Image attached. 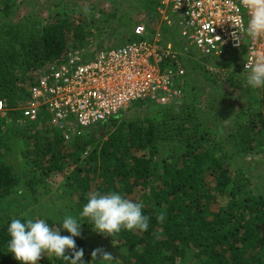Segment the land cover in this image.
<instances>
[{"label":"trees","instance_id":"1","mask_svg":"<svg viewBox=\"0 0 264 264\" xmlns=\"http://www.w3.org/2000/svg\"><path fill=\"white\" fill-rule=\"evenodd\" d=\"M29 1L0 0V98L12 118L7 123L0 117V264H21L7 252V226L13 218H38L30 206L48 192L39 196L37 189L58 176L54 197L63 212L50 207L43 218L53 228L66 214L78 217L93 191H118L142 202L150 217L147 231L121 230L114 236L83 221L75 240L88 264H100L91 256L94 236L114 243L123 264H264V87L246 83L247 46L222 55L201 54L194 63L184 59L191 48L175 43L185 68L178 79L182 92L171 100L176 103L166 106L147 98L129 107L138 114L144 105L149 113L160 108L163 117L125 118L116 125L128 116L126 109L101 122L115 125L104 141L90 132L96 126L66 137L67 128L74 127L57 129L48 122L38 127L24 119L22 124V112L11 108L29 98L43 64L84 49L86 36L104 29L97 13L115 22L117 13H106L97 0ZM141 1L148 11L158 3ZM17 5H26L27 11H16ZM109 25L106 34L114 38L100 40L97 50L140 39L137 24L131 28L124 22L127 33ZM121 33V45H115ZM44 115L46 110L40 112ZM11 211L18 215L11 217ZM160 214L163 221L157 219ZM61 234L70 235L67 230ZM42 257L39 264H66L53 254Z\"/></svg>","mask_w":264,"mask_h":264},{"label":"built area","instance_id":"2","mask_svg":"<svg viewBox=\"0 0 264 264\" xmlns=\"http://www.w3.org/2000/svg\"><path fill=\"white\" fill-rule=\"evenodd\" d=\"M163 8L170 10L166 24L178 25L184 39L180 44L186 49L222 55L247 46L244 66L264 57V37L250 40L242 31L249 13L240 0H160L157 11ZM144 31L142 24L136 25L134 32L140 39L106 48L95 59L69 54L63 61L45 63L29 98L11 110L22 112V124L24 119L63 130L74 127L67 128L69 137L109 121L136 100L148 98L164 105L176 99L182 92L178 79L185 68L172 46L175 42L166 45L148 39ZM9 109L0 98V117H7V123L12 120ZM42 110L46 115L40 117Z\"/></svg>","mask_w":264,"mask_h":264},{"label":"clouds","instance_id":"3","mask_svg":"<svg viewBox=\"0 0 264 264\" xmlns=\"http://www.w3.org/2000/svg\"><path fill=\"white\" fill-rule=\"evenodd\" d=\"M240 3L249 13L242 31L250 40L264 37V0H240ZM107 31L109 30L105 26L100 32L94 30L95 34L86 36L87 44L84 49L64 53L60 60L63 61L69 54H78L86 60L95 59L102 50H97L98 48L96 49L91 42ZM244 71L246 83L250 88L264 87V57L258 58L252 64L247 62ZM143 208L142 202L128 199L118 191L89 192L87 202L83 205L79 216L64 215L56 228L42 218L11 219L6 229L10 237L7 241V252L12 253L21 264H39L42 254H53L66 264H88L83 259L84 250L77 249L75 240L82 235V222L87 221L94 231L110 236L121 230L143 232L148 230L150 221V217L144 214ZM157 219L163 221L164 215L160 214ZM63 230H67L70 235H62ZM67 250H72V254H67ZM91 256L92 260H98L100 264H113L115 261L112 254L102 248L94 249ZM97 256L100 258L97 259Z\"/></svg>","mask_w":264,"mask_h":264},{"label":"rangeland","instance_id":"4","mask_svg":"<svg viewBox=\"0 0 264 264\" xmlns=\"http://www.w3.org/2000/svg\"><path fill=\"white\" fill-rule=\"evenodd\" d=\"M68 1H71V0H68ZM83 1V0H81ZM85 1H88V0H85ZM101 3L100 7H103L105 9V12L107 13V11L109 12H112V11H116L117 13V21H112L110 18H111V15L108 16L107 19L106 18V14L102 13V12H99L97 13V17L102 19L104 22H103V26H105L108 30L111 29L110 25L109 24H112L113 26L112 27H115V32H119V31H122V33H127V29H124L122 28V24L124 22H127V23H130L131 24V28H133L136 24H142L145 28V31H144V34L146 36V38L148 39H157L159 40L160 42H162L163 44H169V43H172L175 42V43H181L184 41L183 37L181 36V33L179 32V28H178V25L176 24L175 26L171 27V26H168L166 24L167 22V18L166 17H170V10L169 9H166V8H163L162 9V12L160 11H157V8L158 6L160 5V2L159 0L157 1V6H156V9L155 6H153L152 8L154 10L152 11H148L144 8L143 6V2L141 0H97ZM41 4V3H45V0H31L28 2V4ZM23 4H26L27 3H23ZM26 5H17V9H15L16 11L18 10H22L23 8L27 11L26 9ZM90 10H94V12H97L95 9H93L92 6H90ZM99 14V15H98ZM109 22V24L107 23ZM139 22V23H138ZM126 25H124L125 27ZM150 29H153V33H148V31H150ZM148 30V31H147ZM114 31V30H113ZM119 34V35H116L115 36V45H121V37L123 38V36L125 34ZM122 35V36H121ZM112 37L114 38L113 35H107L106 33L101 35V37H98V38H95L93 41L94 42H91L94 47L97 49L98 48V42L100 40H103L104 42H107L109 40V38ZM99 40V41H97ZM90 43V44H91ZM110 44H112V40L110 39ZM113 43H114V40H113ZM172 46H175V44L173 43ZM242 56V53L239 52L236 56V58H240ZM193 58V59H192ZM184 59L187 60V61H192L194 63H197V61H199L201 59V53L196 49V47H192L191 49V52L188 53H184ZM246 60V59H244ZM200 83H203L202 81H199L197 84H200ZM212 90L214 89V87L211 88ZM199 93L204 95V91H202L201 89L199 90ZM220 97V94H217L216 95V98ZM201 100V99H199ZM149 102H152L150 100H148ZM173 103H176V101L174 100V102H168L166 106H169V105H172ZM135 104V103H134ZM139 105H141L142 103L141 102H138ZM163 105V104H161ZM146 106L147 105H144L142 108H141V111L139 112V114L134 111L133 109H129V107L127 108L129 111L127 112L128 113V116H125V117H122L119 120L117 121H114L116 122V125L122 123L124 121V119H128V120H132V117H138L137 120H146L148 117H163L161 116L163 114V111H159L160 108H155L152 110V112H147L146 111ZM159 107V106H157ZM146 111V112H144ZM131 116V117H130ZM119 121V122H118ZM107 122V121H106ZM106 124V125H105ZM105 124H95V125H92V126H96L97 128L93 127L90 129V132L94 133V134H97L99 138H101V140H105L109 137L110 133H108V130L109 129H115V125L112 124V121L108 122V123H105ZM113 125V126H111ZM40 126V125H39ZM38 126V127H39ZM105 126V127H104ZM127 126H128V123H127ZM42 127V126H40ZM24 128V127H23ZM90 150V149H88ZM60 176L56 177L53 181H49V185H42L40 186L38 189H37V194L39 196H41V194L43 192H48L45 197L41 198L40 197V201H38L36 203V205H31L30 206V210H34L33 208H35V214L38 218H44L47 214H49V208L51 207V209L55 210V211H60V212H63L60 208V205L59 203L56 201V197H54L55 193H57V188L59 187V180H60ZM263 189H264V186H263ZM20 212V211H19ZM27 213H22V215H25ZM11 217H14L16 215H18V211H11ZM104 238V236H103ZM94 240H96V245L93 247L92 251L94 249H97V248H102L104 251L108 252V253H111L113 258L115 259V261H113V264H123L121 262V259L118 255V251L114 250L115 248V244L114 243H111V241H107V239H104V243L101 242V239L97 236L95 238L94 236ZM41 258H43L41 256ZM97 258L99 259L100 257L97 256Z\"/></svg>","mask_w":264,"mask_h":264},{"label":"crops","instance_id":"5","mask_svg":"<svg viewBox=\"0 0 264 264\" xmlns=\"http://www.w3.org/2000/svg\"><path fill=\"white\" fill-rule=\"evenodd\" d=\"M178 44V43H177Z\"/></svg>","mask_w":264,"mask_h":264}]
</instances>
